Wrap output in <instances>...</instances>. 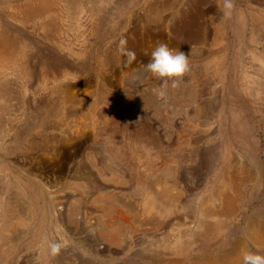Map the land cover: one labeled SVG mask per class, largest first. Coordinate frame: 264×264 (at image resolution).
Here are the masks:
<instances>
[{
    "label": "rangeland",
    "instance_id": "rangeland-1",
    "mask_svg": "<svg viewBox=\"0 0 264 264\" xmlns=\"http://www.w3.org/2000/svg\"><path fill=\"white\" fill-rule=\"evenodd\" d=\"M20 2L0 0L1 23L25 40L26 68L48 76L27 81L16 63L0 66L9 88L0 118L5 133L13 128L0 136V264H170L181 257L177 239L190 242L188 258L222 259L252 223L264 230L263 5L232 0L225 15L224 0H76L74 10L55 0V20L42 29L13 11ZM160 43L188 57L183 77L145 70ZM227 170L240 187L226 183ZM5 171L26 182L31 204ZM155 179L179 188L181 201L168 212L157 205L160 216L136 215L159 190ZM220 186L233 213L200 238L201 210L220 206ZM106 195L117 199L109 218ZM122 221L130 225L119 244L100 236L103 224ZM247 249L264 255L249 241Z\"/></svg>",
    "mask_w": 264,
    "mask_h": 264
},
{
    "label": "bare ground",
    "instance_id": "bare-ground-1",
    "mask_svg": "<svg viewBox=\"0 0 264 264\" xmlns=\"http://www.w3.org/2000/svg\"><path fill=\"white\" fill-rule=\"evenodd\" d=\"M68 1L67 5L68 8L70 7V9H72L71 7H74L73 3L76 2V0H72L74 2H72L71 0H65ZM250 2L253 4H259L260 6L263 5L264 7V0H250ZM261 2V3H260ZM79 3V2H78ZM54 4H55V0H21L20 3H14L12 4V8L14 9L13 11H15V13L17 12L16 10L18 9H23V17H21L20 19H24L25 21H27L28 19H36V23H38L40 21V28L44 29L45 27H47L48 24L51 23V19L55 20V10H54ZM75 4V3H74ZM73 5V6H72ZM76 5V4H75ZM248 5V4H247ZM258 5V6H259ZM253 7V6H252ZM60 8V7H59ZM75 9V7L73 8V10ZM260 10V9H259ZM262 10V9H261ZM231 12V11H230ZM147 16H149V12L146 13ZM77 16V15H76ZM12 18L16 20V16L15 14L12 15ZM35 21V20H34ZM33 21V22H34ZM1 17H0V66H7V65H12L15 69V65L14 63L17 64L16 69L21 72V75L24 76V79L27 81H30V79L34 76H39V79L41 81L46 82L47 81V76L46 73L45 74H40L37 75L35 74L32 69H30L29 67L26 68L25 63L23 62L22 58V49L25 46L26 42L24 39H22L20 41V37L18 35H16L15 32H13L12 30L8 29L5 25L7 24H3L1 23ZM8 22V21H7ZM31 22V21H30ZM191 22V21H190ZM181 26V25H180ZM11 27V26H10ZM16 29V28H15ZM32 29V28H31ZM51 29H55V24L51 26ZM49 30V27H48ZM184 32V31H183ZM182 32V34H183ZM185 33V32H184ZM180 35V34H179ZM191 35V34H190ZM197 35V34H196ZM187 36V35H186ZM191 37V36H189ZM193 37V36H192ZM188 38V37H187ZM186 41V39H185ZM190 41V40H189ZM16 42H18L16 44ZM183 42V41H182ZM193 42V41H192ZM190 42V43H192ZM184 43V42H183ZM187 44V43H185ZM25 48V47H24ZM193 49V48H192ZM196 50V49H195ZM264 54V53H263ZM74 55V54H73ZM216 58V57H215ZM264 58V57H263ZM215 61V60H214ZM254 64V63H253ZM263 64V63H262ZM213 66V65H212ZM212 68V67H211ZM62 73L66 74L67 73V69L63 68L62 69ZM61 73V74H62ZM211 74V73H210ZM242 75V74H241ZM56 76V75H55ZM58 76V75H57ZM65 76V75H63ZM50 77V76H49ZM213 78V77H212ZM249 78V77H247ZM259 78V77H258ZM38 79V78H37ZM36 79V80H37ZM244 80V79H243ZM246 80V79H245ZM207 81V80H206ZM226 81V80H225ZM10 82V81H8ZM32 82V80H31ZM7 83V82H6ZM261 83V82H260ZM191 84V83H190ZM264 86V85H263ZM48 88V87H47ZM199 88V87H198ZM8 86L7 85H0V101L5 99V95L8 93ZM183 90V89H182ZM218 91V90H217ZM224 92V91H223ZM245 92V91H244ZM256 92V91H255ZM204 93V91H203ZM246 93V92H245ZM206 95V93H205ZM225 95V94H224ZM255 95V94H254ZM8 96V95H6ZM180 98V97H179ZM185 99V98H184ZM8 101V100H6ZM11 101V100H10ZM3 102V101H2ZM1 102V103H2ZM183 102V100H182ZM13 103V102H12ZM180 104V102H179ZM198 104V103H197ZM1 105V104H0ZM172 106V105H171ZM3 107V106H2ZM177 107V106H176ZM173 108V107H172ZM3 109V108H2ZM199 112V111H198ZM53 113V112H52ZM2 114V113H1ZM56 114V113H55ZM236 115V114H235ZM1 116V115H0ZM3 116V115H2ZM191 116V115H190ZM189 116V117H190ZM208 116V115H207ZM196 118V117H195ZM208 118V117H207ZM194 121V120H193ZM190 124V123H189ZM237 124V123H236ZM14 127V126H13ZM13 129V128H12ZM12 129L7 131L5 133L4 130V124H2L1 118H0V136L1 137H5V136H10L12 138ZM18 130V129H17ZM213 130V129H212ZM211 131V130H210ZM226 131V130H225ZM16 136V135H14ZM13 136V137H14ZM191 137V136H190ZM199 137V136H198ZM200 138V137H199ZM186 139V138H185ZM49 140H47L48 143ZM198 141V140H197ZM15 142V141H14ZM50 142V141H49ZM217 146V145H216ZM215 146V147H216ZM144 148H147L146 146H144ZM201 148V147H200ZM213 148V147H212ZM229 148V147H228ZM204 150V149H203ZM158 151V150H157ZM161 151V150H160ZM208 151V149H207ZM223 151V150H222ZM150 153V151H149ZM12 154V153H11ZM208 154V153H207ZM204 155V154H202ZM209 155V154H208ZM142 156V155H141ZM247 159V158H246ZM233 161V160H232ZM1 163V162H0ZM15 163V162H14ZM150 163V162H149ZM11 164V163H10ZM19 165V164H18ZM166 165H169L168 163H166ZM9 166V165H8ZM232 166V165H231ZM6 167V166H5ZM13 167V166H12ZM137 167V166H136ZM215 167L217 169L216 172L219 171V169L221 168V164L220 166L215 164ZM26 168V167H25ZM22 169V168H21ZM24 169V168H23ZM22 169V170H23ZM165 170L168 169V167L164 168ZM170 169V168H169ZM215 169V170H216ZM233 171L235 169H233L232 167L230 168ZM3 170V169H2ZM6 170V169H4ZM237 170V169H236ZM31 171V170H30ZM28 171V175H33L32 171L30 172ZM221 171V170H220ZM228 171V170H227ZM34 172V171H33ZM171 172V171H170ZM236 172V171H234ZM238 172V170H237ZM22 173V172H21ZM168 174V172H166ZM229 173V171H228ZM239 173V172H238ZM3 174H7L10 177L11 182L14 184V188H15V194L16 196L19 194L20 200L24 201V202H28L30 203V198L28 195V192L30 189L27 190L26 188V182L23 179H19L17 178L12 172L9 171H5V173ZM19 175V174H18ZM237 175V174H236ZM235 173L231 172L229 174H227V176L225 177L226 183H230L231 185H235V188L237 187L236 185H238L239 183L235 182L236 176ZM3 176V175H2ZM159 176V175H158ZM21 178V177H20ZM35 178L37 179V177L35 176ZM116 179V178H115ZM222 179V178H221ZM1 180V179H0ZM27 180V179H26ZM32 180V179H31ZM35 180V179H34ZM224 180V178H223ZM238 180V179H237ZM240 180V179H239ZM41 182V180H39ZM153 183V188H155L156 190H158L157 192L155 191H148L147 195L145 196V198L141 201L140 203V210L136 215H144V216H152V215H156V216H160L158 214V212L154 211V209H156L157 205L160 206L164 212H168L172 207L176 206V203L178 202V200L182 198H180L181 196V191L179 190V188H176L174 193L170 192L169 186L164 185L162 182H160L159 180L155 179L152 180ZM29 182V181H28ZM31 182V181H30ZM33 183V182H32ZM179 183V182H178ZM241 183H243V181H241ZM10 184V183H9ZM40 184V183H39ZM170 185V184H169ZM180 185V184H179ZM230 185V186H231ZM241 185V184H240ZM240 185H238L240 187ZM10 186V185H9ZM29 186V185H28ZM149 186V185H148ZM151 186V185H150ZM219 186V185H218ZM226 186V185H225ZM221 187L220 189H215L216 192H214L215 194L219 195L220 200H221V204L219 207H214V206H205L204 211L201 210L202 212H204V218L207 220L205 221V219L203 220L202 223H200L201 226V233H200V238H207L210 237L211 235H214L215 233H217L219 230H221L222 228V223L224 221L227 220V217L229 215H231L233 213L234 210V204H233V200H232V195L229 196L228 194H226V192L224 193V191H222V189H224V187ZM181 187V186H180ZM33 188V187H32ZM144 188V186H143ZM216 188V187H215ZM229 188V187H228ZM10 189V188H9ZM234 190V189H233ZM238 190V189H237ZM236 190V191H237ZM31 191V190H30ZM229 192V191H228ZM13 193V194H14ZM236 193V192H235ZM241 193V192H240ZM4 194L3 190H0V195ZM36 195V194H35ZM145 195V194H144ZM12 196V195H11ZM10 196V197H11ZM14 196V198L16 197ZM107 196V195H106ZM8 197V196H7ZM104 197V196H103ZM215 197V196H214ZM242 197V196H241ZM3 198V197H1ZM32 198V197H31ZM104 201L106 202V207H105V216L107 218H109L112 214H115L117 212V208L114 206L113 203L117 202V199L112 197V196H107L104 197ZM235 198V197H234ZM233 198V199H234ZM18 199V198H17ZM210 199V198H209ZM208 199V200H209ZM12 200V199H11ZM33 200V199H32ZM100 200V199H99ZM103 200V199H102ZM205 200V199H204ZM212 200V199H211ZM209 200V201H211ZM8 201V199L6 200ZM10 201V200H9ZM18 201V200H16ZM98 201V200H97ZM101 201V200H100ZM203 201V200H202ZM103 202V201H101ZM14 203V202H13ZM28 203L25 205L27 206ZM18 204H20L18 202ZM24 204V203H23ZM182 204V203H181ZM205 204V203H204ZM207 204V203H206ZM7 205V204H6ZM15 205V204H14ZM30 206V205H29ZM29 206L26 207V209L28 208L29 211ZM218 206V205H217ZM18 210L19 213H21L22 215L25 213V209L24 207H22V205L20 204L18 206ZM127 207V206H126ZM159 207V208H160ZM60 210V209H59ZM127 211L132 212L134 209L127 207L126 208ZM15 211V210H14ZM33 211V209H30V212ZM160 211V210H159ZM8 213V212H7ZM27 213V212H26ZM29 213V212H28ZM57 213V212H56ZM6 214V213H5ZM16 215V214H15ZM19 215V214H18ZM21 215V216H22ZM28 215V214H27ZM72 215V214H71ZM14 216V215H13ZM57 216V215H56ZM5 217V216H4ZM8 217V216H7ZM113 217V216H112ZM26 218V217H25ZM142 219V218H141ZM140 219V220H141ZM57 220V219H56ZM61 220V219H60ZM120 220V219H119ZM32 221V220H31ZM4 222V221H3ZM2 221H0V223H3ZM6 222V221H5ZM9 222V221H8ZM118 223V222H117ZM128 222L127 221H122L120 223H118L115 227H108L106 224H103L102 227H100L99 232H100V236L102 238H106L108 239L110 242H112V244H119L122 237L124 236L125 232L128 230ZM226 224V223H225ZM25 225V224H24ZM130 225V224H129ZM181 225V224H180ZM20 226V225H19ZM186 226V223H185ZM189 227V226H188ZM221 228V229H220ZM7 231V230H6ZM132 232V231H131ZM1 234V233H0ZM3 234V232H2ZM5 235V234H4ZM36 235V234H35ZM37 236V235H36ZM126 236V235H125ZM16 238V237H15ZM37 238V237H36ZM124 238V237H123ZM199 238V239H200ZM3 239V238H2ZM107 240V241H108ZM35 241V240H34ZM251 242L255 247L257 248H264V230H262L260 228V226H258L255 223H252V225H250V229L249 232L247 234V238L246 239H240L237 240V242L234 243L233 248L222 258V259H216L214 258H203L202 256L200 257H193L188 258L189 255V249H190V242L189 241H180L177 239V241L175 242V244H173V248L175 251V255L177 256H181V257H174L172 258V261H170V264H241L243 262L242 260V256L244 252H247V242ZM192 243V242H191ZM94 246V244L92 245ZM106 247V246H105ZM14 249V248H13ZM57 255V254H55ZM1 259V258H0ZM2 260V259H1ZM7 260V259H6ZM167 262V261H166ZM156 263V262H154ZM158 263V262H157ZM169 264V263H168Z\"/></svg>",
    "mask_w": 264,
    "mask_h": 264
},
{
    "label": "clouds",
    "instance_id": "clouds-1",
    "mask_svg": "<svg viewBox=\"0 0 264 264\" xmlns=\"http://www.w3.org/2000/svg\"><path fill=\"white\" fill-rule=\"evenodd\" d=\"M225 15H229L233 8L232 0H224ZM122 43H124L122 41ZM129 59L135 57L134 52H128ZM145 70L152 75L166 80H176L184 76L189 71L188 57L183 51H174L167 44L160 43L151 53L150 62L145 66ZM53 253L60 248L58 243L50 245ZM243 264H264V255L258 252H244L242 256Z\"/></svg>",
    "mask_w": 264,
    "mask_h": 264
}]
</instances>
